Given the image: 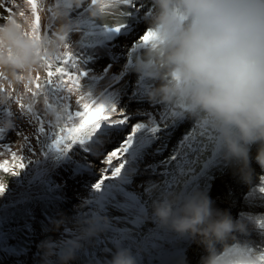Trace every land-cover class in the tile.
<instances>
[{
    "label": "rangeland",
    "instance_id": "1",
    "mask_svg": "<svg viewBox=\"0 0 264 264\" xmlns=\"http://www.w3.org/2000/svg\"><path fill=\"white\" fill-rule=\"evenodd\" d=\"M111 1L107 0L104 5L111 7ZM37 2L42 37H49L56 30L59 21L54 15V10L61 11L67 17L70 30L66 34L65 44L72 51L79 71L84 73L80 78L82 91L87 92L94 99L114 105L118 110L124 111L133 123L147 124L150 118L155 119L165 113L170 116V110L167 107L147 100V91L143 90L144 76L135 71V61L144 51V49L138 50L140 47L138 41L141 36L128 39L123 38V34L119 35V32L106 30L110 27H104L99 20L90 18L91 8L85 2L79 7H72L68 0H37ZM0 4L4 5L1 7L4 18L0 20V25L5 24L8 18H16L18 22L23 23V18L19 16L21 11L25 13V16L31 18L30 6L25 3V0H0ZM121 5L117 4L110 10L103 7V15L110 25L116 23ZM101 6L97 9H101ZM130 7L135 10L134 15L140 18L139 12H137L139 7L135 8L132 5ZM11 8V13L6 11ZM77 26L84 27L85 34L77 35ZM98 48H103L104 51H100ZM64 51L65 49L60 46L54 56H62ZM40 64L43 65V59H40ZM132 73L134 75H131ZM37 75L40 76L41 81L45 79L46 73L43 67L25 73L0 65V100L4 101L0 103V163L7 160L9 164H12V153L14 152L17 157H23V163L27 165L23 170L16 169L20 172V175L16 177L0 171V183L6 186L5 195L0 197V264H40V251L37 246L41 241L49 239L60 241L76 234L77 227L82 222V214L85 208L90 205L84 203L91 198L90 186L95 183L99 176L98 169L102 167L100 157L117 146L119 140V138L115 139L111 136V130L102 128L84 148L74 146V150L65 157L59 160L52 159L50 156H54L56 153L54 151L49 153L47 146L51 144L55 133L65 122L64 117L70 112L79 110V105L76 103L78 94L70 95L63 88L48 86L43 94L46 103H43L42 96L37 97L34 102L31 91L26 90L24 86L27 84L30 89H34L35 86L30 82L29 77L34 81ZM17 77L24 78L21 80ZM20 104H24L25 109L31 104L39 121L33 119L26 110L22 113ZM50 113L61 114L58 124ZM179 116L181 114L170 119L169 123L177 122ZM112 118H119V114H115ZM183 119L186 121L187 117ZM187 122L189 125L184 128L179 127L174 130L173 126L167 130V133H162L156 145V142L147 134L138 136L134 147L128 153L129 163L122 175L124 182L122 186L127 191L136 193L146 203V212L143 218L146 221L139 226L141 232L145 233L135 236L129 246L139 244L142 241L141 238L152 231V228H148V224L151 222L148 216L150 215L151 201L159 192L155 190L152 197H149L145 195L144 188L151 183H157L162 188L168 182L175 186L179 176L187 174L184 169H190L189 167L193 165L191 160L186 159L180 164L179 171L166 167L168 158L177 152L186 133L194 127V135L207 145L206 135L199 137V133L203 130L200 126L206 128L207 131L208 128L197 119H189ZM5 124L10 127H5ZM115 131L124 132L125 130L120 128ZM169 133L175 135L180 133V135L166 147L167 151L164 152L165 155L161 159L157 157V154H160L161 147ZM24 137L28 138L27 141L24 140ZM255 154H251V156L254 157ZM20 162V160L15 161V163ZM114 163L118 162L114 161ZM253 165L259 168L254 160L251 162V168ZM152 172L154 174L160 172L164 177L160 181L154 182L155 177H158L149 175ZM260 173L259 177L250 183L249 189L252 191L245 190L242 199L238 202H247L249 199L251 200L252 194L255 196L258 193V200L260 198V202L264 205V193L259 191V188L264 186L260 182V176L264 175V172ZM137 178L141 179V185L136 184ZM206 184L207 177L204 176L194 184V187L199 190ZM229 189L232 190L231 187H228ZM233 190L236 191V187ZM253 190L254 193H252ZM169 192L172 190L170 189ZM187 195L189 194L186 193L184 196ZM117 199L123 203L122 197H117ZM212 199L211 201H213ZM220 201L221 199L214 200L213 207L220 208L228 202L227 199L221 203ZM236 203L235 200L230 202V205H226L233 207L228 213L234 220H238L248 228H255V232L258 233L256 236L260 237V240L255 242L252 240L251 234L247 236L240 234V241L230 240L227 245L231 246L233 243L243 245L246 242L247 245L254 248L256 254H259L260 245L264 244V240H262L264 233L248 218L253 217L259 220L257 215L261 214L264 217V209L260 206L255 210L248 211L236 206L234 210ZM105 211L110 214L120 212L123 217L126 215L122 209L115 206H108ZM62 218L64 221L62 227L58 231H53V222ZM65 229L68 231L65 232ZM103 234H98L84 244L81 257L85 264H107L108 259L101 255L104 247L100 243H104L109 238ZM189 241L186 238L182 245L169 255L168 259ZM131 250L133 251V249ZM147 259L149 256L144 257L138 253V264H148L149 260Z\"/></svg>",
    "mask_w": 264,
    "mask_h": 264
},
{
    "label": "clouds",
    "instance_id": "2",
    "mask_svg": "<svg viewBox=\"0 0 264 264\" xmlns=\"http://www.w3.org/2000/svg\"><path fill=\"white\" fill-rule=\"evenodd\" d=\"M85 0H68L79 7ZM90 18L104 27L123 23L126 11L117 13L110 25L87 0ZM132 2V0H131ZM152 14L148 28L154 38L144 44L135 61V71L154 82L146 98L170 113L187 115L211 129L223 161L234 165L240 180L252 181L251 162L264 172V0H150ZM59 21L49 37L34 41L26 35L31 18L23 23L8 18L0 25V65L25 73L42 67L41 56L53 57L65 44L68 19L54 10ZM9 51L11 58H9ZM0 100V103H3ZM60 122V113H50ZM5 127L9 125L5 124ZM256 154L251 156V148ZM264 185V175L260 176ZM151 201L148 219L157 227L203 247L200 264H238L239 250L227 242L246 232L245 224L227 211L213 207L207 194L194 191L181 197L176 192L159 193ZM63 218L54 221L58 231ZM109 219H84L76 234L60 241L45 240L37 246L40 264H73L84 244L106 230ZM219 246V247H218ZM138 253L118 247L107 264H138Z\"/></svg>",
    "mask_w": 264,
    "mask_h": 264
},
{
    "label": "snow or ice",
    "instance_id": "3",
    "mask_svg": "<svg viewBox=\"0 0 264 264\" xmlns=\"http://www.w3.org/2000/svg\"><path fill=\"white\" fill-rule=\"evenodd\" d=\"M98 0H93L96 4ZM25 3L30 6L31 12V25L30 31L26 33L34 41H40V16H39V5L37 0H25ZM113 5L122 4L131 6V0H112ZM106 5L101 6V10ZM0 7H4L0 4ZM9 13L11 9H6ZM21 16L25 15L23 11L19 13ZM123 27L122 24L116 27H110L106 30L112 32H119ZM154 38V34L150 31H145L140 37V40L147 44ZM65 51L63 55H57L54 57L41 56L43 59L42 67L45 70L46 77L43 81L39 75L35 77L33 81L31 77L29 80L34 84V89H30L25 84V89L31 91L33 101L35 102L37 97H43V103H46L44 93L48 86H56L66 90L70 95L78 94L76 103L79 105V110L70 112L64 117V123L59 127L58 131L54 135V139L51 144L47 146L48 152H55L54 156H50L52 159L59 160L65 157L68 153L74 150V146L84 148V146L92 141L93 137L96 136L102 128L111 130V136L113 138H119L117 146L103 153L100 157V164L102 167L98 169L99 176L95 180V183L91 184V198L86 200L85 204L93 206V210L90 211L87 216L93 220H98L103 216L105 208L108 206H115L118 209H122L126 215L123 217L133 229L138 228L145 216L146 203L134 192H129L123 187L122 175L127 169L128 165V153L134 147L137 137L143 134H147L155 142L159 140L161 134L164 133L169 127V120L175 118L178 113L161 114L158 118H150L147 124L144 123H133L130 117L122 110H118L114 105H108L103 101L94 99L90 94L81 89V76L84 73L80 72L76 60L73 57L72 51L66 44L62 46ZM9 58H11V52L9 51ZM71 69V70H70ZM24 77H17V79H23ZM22 113L26 110L32 115L33 119L39 121V117L32 105H28L25 109L24 104H20ZM119 114V118L113 119L115 114ZM10 127V125H9ZM124 129V132H117L116 129ZM203 130L199 133V137H204L207 134V139H212V133L208 132L206 128L200 126ZM130 129V130H129ZM43 131V129H41ZM195 128L184 136L181 146L177 149V152L170 155L166 167L172 170L179 171L180 164L184 160H191L193 167L184 171L195 174L197 171L196 165L201 163V156L207 151V145L203 143L201 139L194 135ZM27 137L24 140L27 141ZM217 148V146H216ZM218 149V148H217ZM31 150V149H29ZM85 150H87L85 148ZM216 150L213 149L212 154L215 155ZM13 163L9 164L7 160L0 163V171L4 173H10L13 177L20 175L16 169L23 170L27 167L23 163V157H17L16 153H12ZM20 160V163L15 161ZM117 161L118 163H114ZM31 163V161H29ZM172 188V185L161 187L157 183H151L149 186L144 188L145 195L152 197L153 190H157L159 193H167ZM261 193H264V186L259 188ZM6 192V186L0 183V197L4 196ZM117 197L123 198L121 203ZM158 198L157 196L154 199ZM120 219V218H116ZM256 227L264 233V219H254L253 217L248 218ZM47 230V229H46ZM106 230L111 233L110 239L112 243L118 247H122L125 244L124 241L132 239L129 229H117L112 226L111 221L106 225ZM68 230L65 229V232ZM234 249L239 250V255L242 260L238 264H264V244L260 245L259 254H256L254 248L247 244L233 245Z\"/></svg>",
    "mask_w": 264,
    "mask_h": 264
},
{
    "label": "bare ground",
    "instance_id": "4",
    "mask_svg": "<svg viewBox=\"0 0 264 264\" xmlns=\"http://www.w3.org/2000/svg\"><path fill=\"white\" fill-rule=\"evenodd\" d=\"M105 2L107 3V0L98 1L96 7H99L101 5L106 4ZM85 3L88 4L87 0H85ZM122 6L123 5H121L119 7V10H121ZM115 7L116 6L112 5V4H111V7H109L107 5L105 6V8L109 9V10L113 9ZM124 8H125V5L123 6V9ZM143 14H144L143 16L140 15V17L142 16V20L140 22H137V25H134L132 23L128 26L122 27L121 30L119 31V35L123 34L122 37L128 38V39H130L131 37L133 38L135 36L136 37L142 36L143 33L148 28V17L151 16L150 14H147V13L146 14L143 13ZM3 18H4V12L2 11V8L0 7V20H3ZM136 18L137 17H135V19ZM76 29H78L77 35H80L82 33L85 34V31L83 30L84 27L77 26ZM115 33H117V32H115ZM98 49H100V51H104L103 48H98ZM142 49H144V46L140 44V47L138 50H142ZM131 75H134V74L132 73ZM151 87H147V86L143 87V90L147 91ZM145 101H147V100H145ZM183 116L184 115L179 116L180 118L179 119L177 118V122H175L174 124L172 123L171 126L167 130H169L173 126L175 127V130H177L178 127L184 128V127H186V125H189V123L187 122L189 119H191V120L195 119V118L189 117L187 115H185L184 117ZM182 117L183 118L187 117V120L184 121L185 119H183ZM167 130L164 133H167ZM213 134H214V132H213ZM179 135H180V133H177L175 136L172 135L171 138H169V139H171L170 141L175 140L176 137H178ZM213 140H214V138H213ZM158 141L157 140L155 141L156 142L155 145L158 144ZM169 144L167 146H169ZM215 147H216V144H215ZM166 151H167V149H164L162 152L163 156L162 157L160 156L159 158L163 159ZM211 151H212V147H210L207 154L204 153L202 155V156H204V155L205 156L203 158H201V163L197 165V167H196L197 171L195 174H193L195 177H197V180H199L200 178L205 176V174L207 172L210 171V174L208 175L209 176L208 183L205 186L201 187L199 190H196V187H194V185H189V186L183 187L186 184V181L188 179V175H187V179H186V175H183V176H179L180 181H178L176 183L175 191L173 190L172 192L180 193L181 194L180 196H184L186 193L189 194L190 192L192 193L194 191H199V192L207 194V196L210 198V200L213 198L212 199L213 201L216 200V198H219V199L221 198V201H223L222 198L229 196L228 197V200H229L228 205H230L231 200L229 198L231 197V195H228L229 193L227 194L226 192H227V188L232 186V188L236 187V191H234L233 189L231 191L237 197V203L234 205V210L236 209V206H238L239 209L242 208V209H245L248 211L255 210V209L259 208L260 206L263 207V209H264V205L262 202H260V198L258 200V193L255 196L253 194L251 195L250 198L252 201L249 199V201H247V202H245V201L238 202L239 200L242 199V196H243L245 190L246 191L251 190V189H249L250 184H245L243 186V189H241V190L239 189L240 185H242V184L240 183V180H238V174L236 172V167L234 165H228L226 163L219 164L220 163L219 160L216 161L215 157H217L221 154L219 150H216L215 155H213V158H212L210 164L208 165L207 168L205 167L206 169L204 168L205 169L204 172L203 173L200 172V166L202 167V164H203L202 162L211 155ZM255 153H256V147L253 146L251 148L250 154H255ZM156 159H158V158H156ZM216 162H219V163L216 164ZM192 167H193V165H191V167H189V168H192ZM252 170H253L252 181H254V180H256V177H259V175L261 174L260 173L261 169L257 168L256 166L253 165ZM257 171H258V173H257ZM189 174H191V172H189ZM149 175H155L158 177V178L155 177V180H153L154 182L160 181L164 177V176H162V174L160 172H155V174H154V172H152ZM194 176L192 178H194ZM135 181H136V184L141 185V182H142L141 179L137 178ZM136 186H139V185H136ZM179 189L180 190L184 189V191L181 192ZM154 191L155 190H153V192ZM214 191H215V193H213ZM252 193H254V190ZM213 201H212V204H213ZM232 208L233 207H231V206L229 207L226 205H222V207L216 208V209L229 212V211H231ZM92 210H93L92 205H89L85 208V210L82 214V221L84 219L88 218L87 214ZM103 216L108 217L109 221H111L112 226L114 228L129 229V232H130L132 239L129 241H124L123 243L125 245L122 247H127L129 249H133L134 253H140L144 257L150 256V257L156 259V256L160 255L164 248L168 249L172 245V243H174L177 240L182 239L181 237H178L173 233H170V232H167L165 230L160 229L159 227L154 225L152 222H149L148 228H152V231L150 232V234L147 233L146 235H144L143 238H141L142 241L139 244L134 245V246H129L130 241H132L135 238V236L141 235L139 233H145V232H141L139 227L133 229L130 224H128L125 220H123V216L120 214V212L119 213L114 212L113 214H110L107 211H105ZM257 216L260 219L264 218L261 214H259ZM116 218H120V219H116ZM145 221L146 220L143 219V223ZM100 234H103L104 236H107L109 238L104 243H100V245H102L104 247V250L102 251L101 255H103L107 259H109L111 252L113 253L116 250V246L112 243V241L110 239L111 233L108 230H105V231L101 232ZM248 234L252 235V237H253L252 240H254L255 242H258L260 240V237L256 236V235H258V233L255 232V228H248L246 226V232L243 234V236H247ZM240 240H241V235L239 233H237V234H235V238L232 241L237 242ZM262 240H264V239L262 238ZM172 241H174V242H172ZM180 243H182V242H180ZM244 244H246V242H244ZM201 248H202L201 246L193 243L192 241H189L179 252L173 254V256L170 259V264H198V263H200L201 257L206 255L205 251H201ZM81 256L82 255L80 254L78 256V258L73 262V264H85L83 257H81Z\"/></svg>",
    "mask_w": 264,
    "mask_h": 264
},
{
    "label": "water",
    "instance_id": "5",
    "mask_svg": "<svg viewBox=\"0 0 264 264\" xmlns=\"http://www.w3.org/2000/svg\"><path fill=\"white\" fill-rule=\"evenodd\" d=\"M162 253H163V252H162ZM162 253H161V254H162ZM161 254H160V255H161Z\"/></svg>",
    "mask_w": 264,
    "mask_h": 264
}]
</instances>
